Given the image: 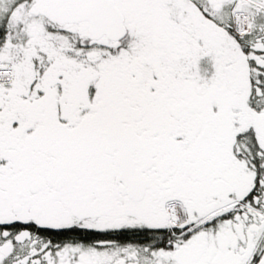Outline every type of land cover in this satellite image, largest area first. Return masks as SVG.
<instances>
[{"label": "snow or ice", "instance_id": "obj_1", "mask_svg": "<svg viewBox=\"0 0 264 264\" xmlns=\"http://www.w3.org/2000/svg\"><path fill=\"white\" fill-rule=\"evenodd\" d=\"M0 264H264V0H0Z\"/></svg>", "mask_w": 264, "mask_h": 264}]
</instances>
